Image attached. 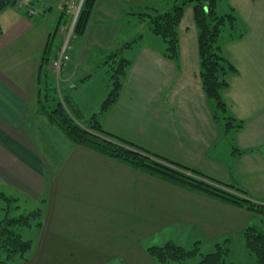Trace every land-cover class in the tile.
I'll use <instances>...</instances> for the list:
<instances>
[{
  "label": "crops",
  "instance_id": "0c3cea01",
  "mask_svg": "<svg viewBox=\"0 0 264 264\" xmlns=\"http://www.w3.org/2000/svg\"><path fill=\"white\" fill-rule=\"evenodd\" d=\"M71 1L32 0V17L16 8L0 14V193L24 196L42 210L32 248L19 264H157L147 247L172 241L210 248L224 239L230 245L246 227L258 229L263 216L74 145L39 112L46 73L61 92L51 63L59 51L54 36L67 14L70 28L79 3L72 1V11ZM171 1L96 0L85 34L69 48L61 70L67 87H77L80 67L90 71L88 62L96 64L93 54H108L132 39L124 29L132 25L131 15L142 8L168 10ZM238 3L245 6L241 35L219 37L236 72L226 78L227 112L218 121L201 87L197 42L182 34L188 28L182 27L183 14L176 60L164 56V42L153 52L144 47L130 60L116 102L97 119L108 132L223 183H237L264 203V0H233L234 12ZM227 115L242 126L223 131Z\"/></svg>",
  "mask_w": 264,
  "mask_h": 264
},
{
  "label": "trees",
  "instance_id": "16d2710c",
  "mask_svg": "<svg viewBox=\"0 0 264 264\" xmlns=\"http://www.w3.org/2000/svg\"><path fill=\"white\" fill-rule=\"evenodd\" d=\"M96 0H82L75 21L72 26L70 38L84 36L87 24ZM219 0H182L175 1L165 11L147 9L139 13L140 21L148 20L150 30L160 36L165 43L164 56L176 60L178 55L177 26L181 20L184 5L190 4L195 28L197 30V53L199 58V78L202 90L209 101L214 118L218 121V114L227 112V105L222 97V91L228 86L227 76L235 73V67L222 52L219 37L228 29L230 37H238L237 19L231 8L226 13H218ZM17 0H0V14L7 8H17ZM33 5V2H32ZM23 14L28 17L26 8L22 7ZM1 34V27H0ZM137 37V39H139ZM136 38L122 45L121 49L110 51L106 57L113 60L110 71V88L107 96L101 102L97 113L92 114L85 123L74 102L61 94L56 84L46 79L41 83V94L37 104L39 112L55 125L63 135L74 145L89 148L107 158L125 164L133 170L159 178L165 182L192 193H198L215 199L221 203L244 209L252 214L264 216V203L255 201L237 183H223L211 178L195 169L181 165L162 155L143 148L137 144L120 138L103 128L97 114L106 111L112 106L122 86V80L130 60L121 57L120 53ZM53 48V38L45 47L44 60L49 62L50 49ZM59 50V48H58ZM223 131L239 129L242 121L227 115L224 117ZM236 152V151H234ZM0 198L7 201L4 208L5 216L0 219V264H19L26 260L32 248L31 240H23L20 235L22 228L41 226L42 210L38 207L27 214L16 217L7 215L10 201L15 198L0 193ZM244 244L257 264H264V231L253 227L243 230ZM228 239L215 243V250L201 253L198 242L185 248L172 241L161 245H152L146 248V253L157 264H188V260L200 256L195 264H227L225 256L229 248Z\"/></svg>",
  "mask_w": 264,
  "mask_h": 264
},
{
  "label": "rangeland",
  "instance_id": "374dc122",
  "mask_svg": "<svg viewBox=\"0 0 264 264\" xmlns=\"http://www.w3.org/2000/svg\"><path fill=\"white\" fill-rule=\"evenodd\" d=\"M175 1L180 2L182 0H175ZM175 1L172 0L171 1L172 3H169L168 8ZM229 3L233 4V0H219L218 5H217L218 13H220V12L226 13V12L230 11L232 5ZM158 6L160 8H163L164 3L159 2ZM71 9H70V12H72L74 10V9H72V11H71ZM145 11H146V9L142 8L141 11H139L137 13L139 15V13H144ZM233 12H234V10H233ZM244 13H245V6L241 7V5H239V3H238V5L236 6V11L234 12L236 19H237L236 32H237V29L239 32V27L243 26L242 25V22H243L242 17L244 15ZM69 20H70V17H69V14H67V16L64 17V20L62 22L63 27L64 26H66V27L65 28L60 27L58 29V32L54 36V42H55L54 48L55 49L56 48L60 49L63 42L65 41V39L67 37V33L69 31V26H67V25L69 23ZM129 20H130V23L132 25H130V26L126 25L124 29H126L127 31L130 30L129 32H131L132 36H133L132 39H134V38L137 39V37H139V36H140V38H141V36L143 38L139 42H137V41L132 42L130 49H128V48L123 49L122 53H120L121 57L128 59V60H132V59H135L137 57L138 53L141 52L144 47L153 52V50H155L153 48H156L158 46L157 45L158 43H163L162 38L160 36L154 34L150 30L148 20L144 21L145 23H143L142 21H140L139 18H137L136 15H131ZM182 27L183 28L188 27L187 29H183L184 30L183 32L180 30V27L178 28L179 32H182V34L185 36L184 40L187 42H191L193 40L196 41L197 30L194 26L193 18L191 15V5L190 4L184 5ZM60 30H62V31H60ZM61 33H62V35H61ZM227 33H228V29H225L221 33L220 39L222 40L226 36ZM137 40H139V39H137ZM75 45H76V39L71 38L70 41L68 42L67 52L69 51V48H71V46H75ZM164 45H165V43H164ZM164 49H165V46H164ZM163 52H164V50H163ZM106 55H108V54H105V55L99 54V56H95L93 54V56H94L93 59L96 61V64L90 65L88 62V65H86V66H90L89 67L90 71L86 70V69L82 70L81 69L82 67H80V69L78 70V73H77V77L74 78V82L77 86L75 89H69L67 87V84L64 83L62 71H60L56 74V76L59 75L57 78V81L59 84V88L61 90V94L69 97L74 102V104L76 105V108L78 109V111L82 115V118H81L82 123H85V121L92 114L98 112V109L101 105V102L104 100V98L108 94V90L110 88V83H111L110 71L112 72L111 66L114 63H113V60L111 58L106 57ZM142 56H143L142 59L149 57L147 54L146 55L142 54ZM90 72H91V76L87 77L90 74ZM85 77H87V78H85ZM84 80H85V82L83 84ZM18 198L19 199L15 198L16 199L15 201H10V203H9V208H7V211H8L7 215L9 217H16L20 214H27L28 212L40 207L39 204L34 205L33 201L28 200L24 196H18ZM7 203H8L7 201L0 198V219L5 216L4 208H6L8 206ZM261 219L262 220L260 221V223L256 222L255 224L258 228L257 230L264 231V216L261 217ZM35 232L36 231H35L34 226L29 227V228H22V230H20V235H21V238L23 240H32L35 236ZM227 245L229 248V251H228L227 255L225 256V262L227 264H257L254 256L251 253H249V251L247 250V248L244 244V241H243V237L242 238L233 237L231 240V244L229 245V241H228ZM214 250H215V244L214 243L210 246V248L206 247V245L205 246L203 245L202 247H200V252L203 254L212 252ZM199 259H200V256L197 255L196 257L188 260V264H195L196 262L199 261Z\"/></svg>",
  "mask_w": 264,
  "mask_h": 264
},
{
  "label": "built area",
  "instance_id": "2783aa9c",
  "mask_svg": "<svg viewBox=\"0 0 264 264\" xmlns=\"http://www.w3.org/2000/svg\"><path fill=\"white\" fill-rule=\"evenodd\" d=\"M72 1L70 2L71 8L74 7ZM80 2H81V0H79V4H80ZM16 5H17L18 9H20L22 7L26 8L27 14H29V15H35L36 14V9L32 5V0H17ZM70 32H71V28L69 29L65 41L63 42L61 48L58 51L57 57L52 61V68L57 73L62 69L63 65L68 60V54H67L68 53L67 52L68 42L67 41H68V37L70 35Z\"/></svg>",
  "mask_w": 264,
  "mask_h": 264
},
{
  "label": "water",
  "instance_id": "95a60500",
  "mask_svg": "<svg viewBox=\"0 0 264 264\" xmlns=\"http://www.w3.org/2000/svg\"><path fill=\"white\" fill-rule=\"evenodd\" d=\"M81 1H82V0H81ZM80 4H81V2H80ZM80 4L78 5V7H77V9H76V12H75L74 15H73V19H72V23H71V28H72L73 23H74V21H75V18H76V15H77V12H78V9H79ZM84 76H85V75H84Z\"/></svg>",
  "mask_w": 264,
  "mask_h": 264
}]
</instances>
